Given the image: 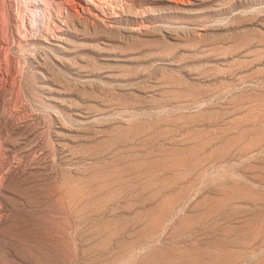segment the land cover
<instances>
[{"label":"rangeland","instance_id":"1","mask_svg":"<svg viewBox=\"0 0 264 264\" xmlns=\"http://www.w3.org/2000/svg\"><path fill=\"white\" fill-rule=\"evenodd\" d=\"M47 1L0 0V264H264V0Z\"/></svg>","mask_w":264,"mask_h":264},{"label":"bare ground","instance_id":"2","mask_svg":"<svg viewBox=\"0 0 264 264\" xmlns=\"http://www.w3.org/2000/svg\"><path fill=\"white\" fill-rule=\"evenodd\" d=\"M85 1L87 2V5L84 6V4H81V8L83 10L91 11L92 9L95 8L96 10H99L104 16H106V18H108V19L112 18L113 19V18H117V17L122 18L124 15H126V12H125L126 6L125 5L127 4L128 1L134 2L136 0H85ZM115 1L116 2L118 1V3L115 4ZM204 1L205 0H196V1H194V3H196V2L201 3ZM46 2L48 3L47 0H46ZM48 7H49V4H48ZM94 14H96V16H98L97 13H94ZM145 16H146V12L143 11V13H142V19H143L142 25H144L146 20H147ZM137 17L139 18V15H137ZM109 20H111V19H109ZM113 21H111V22H113ZM116 22H118V21H116Z\"/></svg>","mask_w":264,"mask_h":264}]
</instances>
